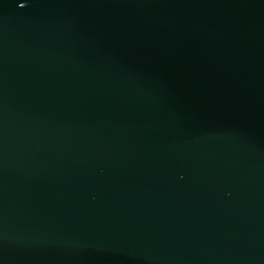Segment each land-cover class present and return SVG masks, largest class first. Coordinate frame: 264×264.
Here are the masks:
<instances>
[{
    "label": "water",
    "instance_id": "1",
    "mask_svg": "<svg viewBox=\"0 0 264 264\" xmlns=\"http://www.w3.org/2000/svg\"><path fill=\"white\" fill-rule=\"evenodd\" d=\"M0 264H264V0H0Z\"/></svg>",
    "mask_w": 264,
    "mask_h": 264
}]
</instances>
